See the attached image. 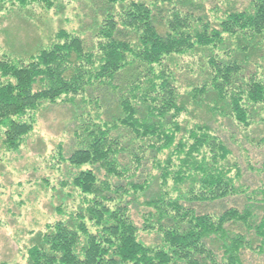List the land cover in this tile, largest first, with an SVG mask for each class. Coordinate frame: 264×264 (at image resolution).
<instances>
[{"label":"trees","instance_id":"1","mask_svg":"<svg viewBox=\"0 0 264 264\" xmlns=\"http://www.w3.org/2000/svg\"><path fill=\"white\" fill-rule=\"evenodd\" d=\"M33 8L59 29L0 55L1 146L20 152L42 110L69 107L74 145L57 155L79 201L29 232L28 264L263 256L264 186L245 173L264 175V159L232 147L264 148V0H0L7 17Z\"/></svg>","mask_w":264,"mask_h":264},{"label":"rangeland","instance_id":"2","mask_svg":"<svg viewBox=\"0 0 264 264\" xmlns=\"http://www.w3.org/2000/svg\"><path fill=\"white\" fill-rule=\"evenodd\" d=\"M33 11L36 16L31 18L32 23L20 16L0 14V55L15 58L26 52L31 54L44 47L49 36L55 35L59 29V18L53 13H41L36 8ZM71 116L69 107L53 106L42 110L32 134L18 153L5 152L0 141V264H28L26 249L30 239L35 240L29 232L37 233L47 223L59 221L60 199L77 192L69 187L67 180L62 179L63 164L59 163L57 155L59 145L66 152L74 145L72 129L75 124L70 121ZM239 139L245 149L233 146L234 152L241 157L247 153L252 166L259 168L264 159V148L250 146L248 140L240 136ZM65 169L64 173L70 171L68 167ZM245 174L247 185L264 186V175ZM62 182H68L66 189L60 187ZM78 196L79 193L67 199L66 211L78 205ZM232 203L228 201L226 204L232 206ZM140 213H143V208L132 213L138 225L141 223ZM154 240V236L144 239L147 243ZM244 260L245 264H264V255L247 253Z\"/></svg>","mask_w":264,"mask_h":264}]
</instances>
